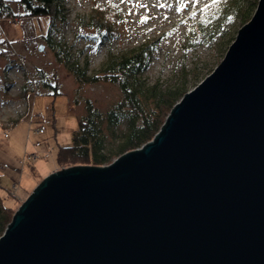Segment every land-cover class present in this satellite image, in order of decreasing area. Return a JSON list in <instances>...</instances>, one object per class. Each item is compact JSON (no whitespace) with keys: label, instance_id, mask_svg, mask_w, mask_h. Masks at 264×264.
I'll list each match as a JSON object with an SVG mask.
<instances>
[{"label":"water","instance_id":"obj_1","mask_svg":"<svg viewBox=\"0 0 264 264\" xmlns=\"http://www.w3.org/2000/svg\"><path fill=\"white\" fill-rule=\"evenodd\" d=\"M258 1L152 141L44 179L0 237V264H264Z\"/></svg>","mask_w":264,"mask_h":264},{"label":"rangeland","instance_id":"obj_2","mask_svg":"<svg viewBox=\"0 0 264 264\" xmlns=\"http://www.w3.org/2000/svg\"><path fill=\"white\" fill-rule=\"evenodd\" d=\"M61 1L65 21H57L52 31L47 18L28 16L14 1L17 18L0 20V194L12 208V219L44 179L75 166L61 165L56 157L60 146L73 144L88 102L104 114L122 99L116 83L77 81L56 57V43L73 59L87 60L96 73L111 50L121 54L150 41L154 50L145 80L164 86L186 80L191 91L223 60L243 26L240 14L256 4L251 19L259 2L184 0L187 7L181 11L179 0ZM107 3L117 4L123 16L114 28L117 34L108 37L86 25L93 8ZM29 178L30 186L23 181Z\"/></svg>","mask_w":264,"mask_h":264},{"label":"trees","instance_id":"obj_3","mask_svg":"<svg viewBox=\"0 0 264 264\" xmlns=\"http://www.w3.org/2000/svg\"><path fill=\"white\" fill-rule=\"evenodd\" d=\"M12 1L21 4L28 16L47 18L49 31L57 21H65L66 12L61 0H0V20L17 18L10 4ZM233 1L240 3L244 0ZM255 5L240 14L242 25L250 20ZM122 17L116 6L97 4L86 25L104 31L106 37L115 36L117 31L114 28L123 21ZM56 44V57L77 81H110L116 83L122 93V99L104 114L88 102L85 114L73 132V144L58 149L56 158L61 165L107 166L114 158L141 148L153 140L172 108L189 91L186 80L171 86H164L158 81L151 84L145 80L144 75L151 64L154 50V44L150 41L121 54L111 50L96 73H91L87 60L80 62L79 57L73 59L68 51L62 49V43ZM198 76L199 73L195 78ZM5 201L0 194V237L12 219V208Z\"/></svg>","mask_w":264,"mask_h":264},{"label":"snow or ice","instance_id":"obj_4","mask_svg":"<svg viewBox=\"0 0 264 264\" xmlns=\"http://www.w3.org/2000/svg\"><path fill=\"white\" fill-rule=\"evenodd\" d=\"M121 2H127V0H121ZM179 3L181 4V9H180V10L183 11V9H184L185 7H187V5L184 3V0H179ZM191 3H193V4H200V3H201V0H191ZM220 3H221V0H212V4H213V5H218V4H220ZM141 7H147V5H141ZM160 7H164V5L161 4ZM207 8H208V4L205 3V4H204V10L206 11ZM193 15H195V13H193ZM147 19H148V17L145 16V17L143 18V20L141 21V23L146 22ZM2 43H3V40H0V44H2Z\"/></svg>","mask_w":264,"mask_h":264},{"label":"bare ground","instance_id":"obj_5","mask_svg":"<svg viewBox=\"0 0 264 264\" xmlns=\"http://www.w3.org/2000/svg\"><path fill=\"white\" fill-rule=\"evenodd\" d=\"M107 4H109V5H113V6H116V7L118 8V5H117V4H113V3H107ZM118 9H119V8H118ZM119 10H120V9H119ZM54 167H55V165L52 166L53 169H54ZM52 168H51V169H52ZM51 169H50V170H51ZM44 170H45V171H44V173H45L47 169H44ZM47 171H48V170H47ZM23 181H27V185L30 186V185L32 184V182H33V179H30V178H29V179H25V180H23Z\"/></svg>","mask_w":264,"mask_h":264}]
</instances>
